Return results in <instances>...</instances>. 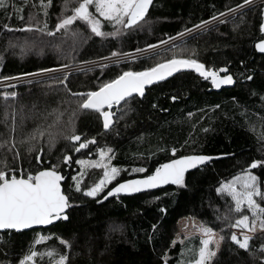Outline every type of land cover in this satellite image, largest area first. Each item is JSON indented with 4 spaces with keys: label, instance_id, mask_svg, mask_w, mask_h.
<instances>
[{
    "label": "trees",
    "instance_id": "1",
    "mask_svg": "<svg viewBox=\"0 0 264 264\" xmlns=\"http://www.w3.org/2000/svg\"><path fill=\"white\" fill-rule=\"evenodd\" d=\"M63 2L51 0L46 8L47 16L39 6L33 7L39 4V0H10L7 11L0 9V77L58 67L70 60L73 63L95 60L108 56L114 49L125 53L144 49L146 45L157 44L169 36L177 38L176 34L185 28L191 29L201 20L225 12L242 0H152L146 14L149 24L128 31L119 38L96 37L90 28L78 21L74 27L83 33V37L71 53L68 51L70 41L63 42L62 33L49 36L47 32L21 30L24 24L29 23L31 15L33 21H40V27L46 20L50 31L61 15ZM261 13V3L251 4L241 13L226 16L224 23L217 22L215 26L209 25L207 30L178 37L177 41L182 40L176 41L175 48L158 46L135 60L109 64L103 70L93 68L91 71L70 72L67 88L82 92L128 68L139 71L170 59L173 54L182 52L188 55L195 50V58L206 66H227L235 79L232 86L209 89V84L200 81L194 70L182 69L150 86L144 100L131 103L133 110L110 130L103 129L96 113L77 112V132L84 137H96L99 148L111 147L114 150L110 154L111 163L126 169L101 195L122 179L144 175L132 173V167H145L151 173L159 164L189 153L219 158L199 171L192 170L186 174L187 189L170 185L135 195L108 197L99 204L93 198L74 193L78 206L69 211V221L29 231H0V264H17L18 259L32 248L40 252H46L48 248L64 252V246L57 237L73 241L71 264H162L165 252L169 256L168 264L193 258L199 246V235L173 244L178 221L193 216L209 222L210 226L222 228L223 224L215 220L213 208L218 206L223 211L225 200L230 201V198H220L216 187L245 169L253 159H264V54L258 53L254 46L263 35L259 28ZM103 30L113 29L105 24ZM247 75H252L253 79L245 80ZM62 79L63 75L58 73L31 79V83L23 81L15 84V89L0 88V91L15 90L18 93L15 99L7 102L0 97V139L9 137L14 119V136L19 150V156L15 157L12 152L0 148V160H7L9 168L25 167L35 172L42 167L58 165L64 174L67 173L62 157L68 153L74 156L73 143L60 138L49 149L43 139L20 142L38 126L43 129L58 121L56 127H67L68 117L77 105L65 87L55 83ZM173 95L178 99L171 102ZM153 104L157 107L153 108ZM165 107L169 108L168 112L161 111ZM29 147L34 150L28 152ZM171 147L178 149L175 156L170 151ZM41 148L43 152L39 162L37 155ZM83 154L80 155L86 156ZM99 171L85 168L87 174L83 183H94ZM78 172L80 169L70 171L63 182L65 188L73 183L71 177ZM253 172L264 180V169ZM162 208L166 212H161ZM238 218L239 214H233V222ZM111 225H122V231H110ZM152 225L156 228L153 229ZM40 231L52 238L37 245L34 241ZM224 234L227 236L228 231ZM261 243H264V234L261 233L251 241L254 249ZM218 261L219 264H254L245 251L227 240L221 246ZM39 264H48V257H43Z\"/></svg>",
    "mask_w": 264,
    "mask_h": 264
},
{
    "label": "snow or ice",
    "instance_id": "2",
    "mask_svg": "<svg viewBox=\"0 0 264 264\" xmlns=\"http://www.w3.org/2000/svg\"><path fill=\"white\" fill-rule=\"evenodd\" d=\"M9 2L10 0H0V9L7 11ZM252 2L253 0H242L234 7L227 8L225 12H219L208 20H201L199 24L193 25L191 29L185 28L183 32L177 33L176 37H183L198 30H207L209 25L215 26L217 22L224 23L226 16L241 13L242 9L251 5ZM50 4L51 0H47V3L45 0H39V4H34L33 7L39 6L41 11H44V15L47 16L46 8ZM151 4L152 0H64L61 15L50 31L46 20L43 22V27H40V21H33L31 15L28 18L29 23L24 24L21 30L47 32L49 36L62 33L63 42L68 43L70 41L68 51L71 53L76 50L83 37V33L74 27L78 21H82L90 28L91 34L96 37L119 38L128 31L149 24L146 14ZM69 11L70 14H68ZM261 16L264 18V11H262ZM19 18L23 19L22 16ZM105 24L111 25L113 30L104 31ZM4 27L8 28V25H4ZM259 28L261 32H264V22L260 24ZM174 39L169 36L167 40H160L157 44H148L144 49L137 48L133 53H125L114 49L108 56L99 57L96 61L80 63H87V71H91L93 68L103 70L109 64L119 65L129 59L135 60L146 51L154 50L158 46L162 47L169 42H172V47L175 48ZM254 46L258 52L264 54V39H260ZM56 47L59 48L60 45ZM195 56V50L188 55L181 52L180 54H173L170 59L156 62L152 66L144 67L139 71L128 68L114 75L113 78L94 85L92 89L82 92H73L66 86L71 69L78 68V65L71 60L69 63L59 64L54 69L41 68L36 73H24L25 77H35L51 72L61 73L63 79L56 80L55 83L65 87L69 96L74 98L77 108L69 115L66 128L56 127L58 121L43 129L38 126L25 140L20 142L25 143L43 139L51 149L55 146L57 140L62 138L73 143V151L80 152V150L88 148L89 144H95L96 138L84 137L82 139L83 134L77 132L75 126L77 112L91 111L96 113L102 121L103 129L110 130L119 119H123L129 111L133 110L131 101L137 97L145 96L146 87L164 81L173 73L182 69L194 70L202 78L210 81L215 88L235 82L227 66L222 68L206 66ZM241 64H243V61H241ZM221 72L225 74L220 75ZM101 74L103 75V72ZM12 79L14 78L0 77V81L5 82L6 89H15V84L7 83ZM244 79L250 81L253 76L247 75L244 76ZM31 82L32 80L29 79L28 83ZM17 95L18 93L15 90L0 91V97H3L5 102L15 99ZM170 98L172 100L178 99L176 95ZM152 107L157 106L153 104ZM217 107L219 106L217 105ZM164 110L161 109V111ZM5 115L7 116V113ZM62 115L63 113H60V116ZM188 115L191 116L192 114L189 113ZM204 131H207V129H204ZM9 132L8 138L0 139V148L12 152L15 157H18L19 150L16 147L17 141L14 136V119ZM33 150V147L27 149L28 152ZM113 151L111 147L102 148L99 149V159L76 160L75 162L82 167L77 175L71 177L73 183L68 188L64 186L65 176L61 174L58 165L42 167L35 172H24L23 170L9 168L7 160H0V230L20 231L29 229L32 226H46L52 225L54 222L69 221V211L78 206L77 201L74 199V193L81 194L82 197L93 198L99 204L114 195L118 197L119 194L138 193L156 189L163 185L171 184L181 189H187L186 174L190 170L199 171L213 159L219 158L206 154L180 155L159 164L151 173H148L145 167H132L130 169L132 173H144V175L122 179L115 183V186L108 189L106 194L101 195L105 193L108 185L112 184L113 181H117L122 171H126V169L116 167L111 163L112 157L110 154ZM170 151L175 156L178 149L171 147ZM42 152V148L38 150V161L41 159L39 153ZM62 162L65 164L71 163V155L64 154ZM88 166L103 170L102 178L91 185L83 183L84 176L87 174L85 168ZM255 169H264V159H253L245 169L235 176L220 182L215 189L216 193L222 199L225 197L230 198V201L225 200L223 211L218 206L213 208L216 213L215 220L220 221L223 227L221 228L219 225L210 226V223L205 221H201L199 224L193 221L194 232L199 234V246L193 258L187 261H177V264H219L218 257L221 246L226 240L238 249L245 251L254 264H264V243H261L256 249L251 244L258 232L264 234V180L254 174L253 170ZM154 199L158 200L160 197H154ZM160 211L166 212V209L162 208ZM233 214H239V218L235 219L234 222L232 220ZM185 227L187 228V225ZM122 228V225H111L110 231H122ZM152 228L155 229L156 225H152ZM226 230L228 231L227 236L224 234ZM51 238V236L41 234L34 241V244L38 245ZM192 238L193 236L190 233H186L184 236V239ZM57 239L64 246V252H60L56 248H48L46 252H40L32 248L18 259L17 264H39V261L45 256L48 257V264H71L70 252L73 249V241L63 237H57ZM176 242V240L172 241L173 244ZM181 243H183V240H181ZM181 255L183 256V250ZM162 264H168L167 252L162 258Z\"/></svg>",
    "mask_w": 264,
    "mask_h": 264
},
{
    "label": "rangeland",
    "instance_id": "3",
    "mask_svg": "<svg viewBox=\"0 0 264 264\" xmlns=\"http://www.w3.org/2000/svg\"><path fill=\"white\" fill-rule=\"evenodd\" d=\"M260 0H256V1H254L253 0V2H252V4H255V3H258ZM187 35H185L184 37H186ZM180 40H182V39H180ZM179 40V41H180ZM177 41V40H176ZM174 41V43L176 44L177 42H179V41ZM170 47V46H172V42H170V43H167L166 45H164L163 47ZM162 47V48H163ZM166 47V48H167ZM162 48H159L160 50L162 49ZM153 50H151V51H148V52H145V53H143V54H146V53H149V52H152ZM143 54H141V55H143ZM99 149H102V147H100ZM79 159H85V160H95V159H99V152H97V154L95 155V157H93V158H89V157H87V156H84V157H81V155L78 157V160ZM81 166V165H80ZM115 166V165H114ZM82 167V166H81ZM81 167H80V170H81ZM89 168H91V166H88ZM117 167V166H116ZM93 168V167H92ZM96 169V168H95ZM18 170H23L24 172H29V171H31V172H34V170H32V169H30V168H25V167H20ZM97 170H100L99 172H97V178H96V180H95V182H98V180L100 179V178H102V175H103V170L102 169H97ZM193 221H195V223H197V224H199L201 221L199 220V219H197V218H195V217H193V216H186V217H183V218H181L179 221H178V224H177V232H176V235H175V239L174 240H176L177 242L179 241V242H181V240H183V242L186 240V239H184V236H185V234L186 233H190V234H192V235H199L198 233H195L194 232V229H193ZM185 225H187V228L185 227ZM41 234H43V235H45V233L44 232H39L38 233V235H37V238H38V236L39 235H41ZM257 234H260L259 232L257 233ZM256 234V235H257ZM46 236V235H45ZM169 257V256H168Z\"/></svg>",
    "mask_w": 264,
    "mask_h": 264
},
{
    "label": "flooded vegetation",
    "instance_id": "4",
    "mask_svg": "<svg viewBox=\"0 0 264 264\" xmlns=\"http://www.w3.org/2000/svg\"><path fill=\"white\" fill-rule=\"evenodd\" d=\"M258 3H261L262 4V8H263V4H264V2H262V1H259ZM263 34V33H262ZM264 37V34L262 35V37L261 38H263ZM229 71V70H228ZM220 75H224V74H222V73H220ZM196 76L200 79V81H202V82H204V83H207V84H209L208 85V88L209 89H211V88H214L215 89V87H213L212 85H211V83H210V81H207V80H205L204 78H202L198 73H196ZM234 81H235V79H234ZM235 83V82H234ZM233 83V84H234ZM232 84V85H233ZM154 85V84H153ZM152 85V86H153ZM232 85H230V86H232ZM151 86V87H152ZM149 87L150 86H148V87H146V90H145V96L144 97H137L136 99H134L133 101H131V103H135V101L136 100H138V101H142V100H144V98L146 97V95L149 93ZM221 88H223V85H221ZM220 88V89H221ZM217 90V89H216ZM172 101H174V100H172L171 99V102ZM133 105V104H132ZM165 109V111L166 112H168L169 111V108H164ZM114 126H115V124H114ZM113 126V127H114ZM93 136H89V137H87V138H92ZM84 138V136H82V139ZM96 138V137H95ZM98 150H99V145H98V141H97V139H96V143L95 144H89V146H88V148H86V149H84V150H82V151H80L79 153H77V154H73L74 156L75 155H80V154H83V153H85L86 154V156L87 157H89V158H93V157H95V155H96V153L98 152ZM84 155V154H83ZM74 156H72V164L70 165V164H65V170L67 171V173H65V174H70V171H74V172H76V171H78L79 169H80V165H78L75 161L76 160H78V157L76 158V157H74ZM81 157H83V156H81ZM74 168H77L76 170L74 169ZM61 172H63L62 170H60ZM63 174H64V172H63ZM137 176V175H136ZM68 177V176H67ZM135 177V176H134Z\"/></svg>",
    "mask_w": 264,
    "mask_h": 264
},
{
    "label": "built area",
    "instance_id": "5",
    "mask_svg": "<svg viewBox=\"0 0 264 264\" xmlns=\"http://www.w3.org/2000/svg\"><path fill=\"white\" fill-rule=\"evenodd\" d=\"M176 40H178V37L174 39V41H176ZM133 52H128V53H133ZM146 52H148V51H146ZM96 60L97 59H95V60H89V61H83V62H92V61H96ZM75 64L78 65V68H72L70 72L77 71V70H84V69H87V67H88L87 63H84V64H82V63H75ZM54 68H57V67L46 68V69H54ZM36 72H37V70L29 71V72H24V73H36ZM24 73H20V74L14 75V76H10V77H12L14 79L8 81L7 83L18 84V83H21L23 81H28L29 79H35V78H39V77L49 76V75H52V74H58L59 72L46 73V74H43V75H37L35 77H25L23 75ZM1 87H5V82L4 81H0V88Z\"/></svg>",
    "mask_w": 264,
    "mask_h": 264
},
{
    "label": "water",
    "instance_id": "6",
    "mask_svg": "<svg viewBox=\"0 0 264 264\" xmlns=\"http://www.w3.org/2000/svg\"><path fill=\"white\" fill-rule=\"evenodd\" d=\"M262 11H264V4H263V8H262ZM262 22H264V18H262ZM263 34H264V32H262ZM261 39H264V37L263 38H261ZM260 40V39H259ZM258 40V41H259ZM258 41H256L255 43H257ZM256 49V48H255ZM256 51L258 52V50L256 49ZM258 53H260V52H258ZM260 54H262V53H260ZM222 68V67H221ZM222 74H225V73H223V72H221ZM230 85H232V84H230ZM230 85H223V87H228V86H230ZM221 88V87H220ZM220 88H215V89H217V90H219ZM82 150H84V149H82ZM82 150H80V151H82ZM77 153H79V152H75L74 151V154H77ZM40 154V157L42 156V153H39ZM69 155H71L70 153H68ZM189 154H199V153H189ZM184 155H187V154H184ZM206 155H209V154H206ZM212 156V155H211ZM71 157H72V155H71ZM178 157V156H177ZM176 158V157H175ZM173 159V158H172ZM39 162H41V159L39 160ZM50 161L48 160L47 161V163H49ZM68 164H72V163H68ZM75 170L77 169V168H74ZM40 170V169H39ZM190 171H192V170H190ZM61 174L62 175H64L65 176V180H66V178H67V176H68V174H63V172H61ZM136 177V176H135ZM135 177H131V178H135ZM131 178H129V179H131ZM171 184H169V185H163V186H160V187H158V188H156V189H151V190H145V191H142V192H138V193H132V194H119V196L120 195H135V194H139V193H143V192H147V191H154V190H158V189H161V188H164V187H167V186H170ZM115 186V185H114ZM113 187V186H112ZM112 197H116L115 195L114 196H112ZM54 223H56V222H54ZM53 223V224H54ZM49 226H51V225H46V226H32L31 228H29V229H24V230H20V231H17V232H21V231H29V230H33V229H37V228H45V227H49ZM1 232L2 231H7V230H0ZM13 231H16V230H13Z\"/></svg>",
    "mask_w": 264,
    "mask_h": 264
},
{
    "label": "bare ground",
    "instance_id": "7",
    "mask_svg": "<svg viewBox=\"0 0 264 264\" xmlns=\"http://www.w3.org/2000/svg\"><path fill=\"white\" fill-rule=\"evenodd\" d=\"M254 1H256V0H254ZM260 1L264 2V0H260ZM249 6H250V5H249Z\"/></svg>",
    "mask_w": 264,
    "mask_h": 264
}]
</instances>
